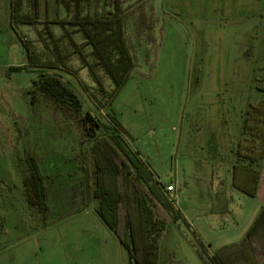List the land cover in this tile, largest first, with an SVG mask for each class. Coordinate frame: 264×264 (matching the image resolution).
Segmentation results:
<instances>
[{
	"label": "rangeland",
	"instance_id": "1",
	"mask_svg": "<svg viewBox=\"0 0 264 264\" xmlns=\"http://www.w3.org/2000/svg\"><path fill=\"white\" fill-rule=\"evenodd\" d=\"M98 1L101 17L120 14L117 41L128 68L118 91L80 27L68 23L66 33L53 24L57 40L48 34L45 21L73 19L74 2L67 10L56 0H0V264H137L92 207L78 211L81 158L91 142L77 114L39 91L46 70L19 69L27 65V41L56 61L93 110L117 117L161 181L177 186L176 207L212 252L242 241L264 202V121L254 118L264 119V0ZM30 18L37 28L25 22ZM246 152L255 160L244 159ZM28 156L49 189L45 218L27 203ZM235 164L263 173L254 194ZM190 239L185 223H169L159 264H204ZM224 259L256 264L243 242L227 246ZM256 262L264 264V255Z\"/></svg>",
	"mask_w": 264,
	"mask_h": 264
},
{
	"label": "trees",
	"instance_id": "2",
	"mask_svg": "<svg viewBox=\"0 0 264 264\" xmlns=\"http://www.w3.org/2000/svg\"><path fill=\"white\" fill-rule=\"evenodd\" d=\"M56 2L67 10L71 2H74L76 10L71 20L66 18L45 21V27L51 39L57 40L51 28L53 24L61 25L66 33L68 23L80 27L87 43L92 45L96 51L99 63L116 80V91H118L126 79L128 68V63L124 60L128 53L127 49L123 43L118 42L122 35L119 34L121 31L119 11L107 12L106 16H110L103 18L98 15L96 9L99 5L98 0H56ZM115 4L118 7L119 0ZM87 6L88 11L84 13V8ZM25 22L35 28L39 23L35 21V18H30ZM38 33L42 34L40 30ZM27 42L24 45L28 56L27 65L19 69L28 70L31 65L46 70L45 72L40 71L36 82L39 91L62 104L70 114H77L85 140L91 142L89 151L81 158L84 205L81 206V210H77L82 211L92 207L103 223L126 247L130 258L134 259L137 264H159V246L166 227L169 223L180 221L188 227L191 233L190 243L204 264H233L224 259V250L227 247L212 252L192 228L182 211L176 207L175 198L167 192V185L155 177L140 151L135 149L131 143L127 129L117 117L109 112L107 118H104L93 110L83 100L76 86L56 71L58 68L56 61L44 60L39 50L31 47ZM73 44L78 45L76 41H73ZM114 44L117 45L116 50L121 55L118 63L114 61L111 51ZM54 45L58 47V43L55 42ZM78 51L85 60L84 54ZM58 55L62 63H66L67 54L58 50ZM88 67L96 82L104 87L92 64ZM83 108H86L85 113H82ZM258 109L259 112L264 111V108L260 106ZM254 118H258L260 122L264 121L258 116ZM246 126L249 127L248 124ZM250 150L254 151L256 148L251 144ZM243 156L244 159L255 160L251 152H246ZM247 165L243 166L254 173V186L248 192L254 194V187L256 188L258 183V171ZM26 167L28 174L23 178L22 184L27 203L31 209L36 210L45 218L50 215V196L45 184V176L42 175L31 156L26 158ZM237 167L238 165L235 164V168ZM241 242L250 247L255 263L258 264L257 254L264 255V204Z\"/></svg>",
	"mask_w": 264,
	"mask_h": 264
},
{
	"label": "crops",
	"instance_id": "3",
	"mask_svg": "<svg viewBox=\"0 0 264 264\" xmlns=\"http://www.w3.org/2000/svg\"><path fill=\"white\" fill-rule=\"evenodd\" d=\"M144 159V158H143ZM145 160V159H144ZM146 162H147V160H145ZM148 164H149V162H147ZM150 166V165H149ZM151 168V167H150ZM234 168H235V165H234ZM236 170H240L241 171V176H240V181L241 182H244V183H246V185L248 184V181H249V184L251 185V187L252 186H254L253 184H254V173H253V171H251L250 169H248V168H246L245 166H243V167H240V169L238 168H235ZM256 169V168H255ZM153 171V170H152ZM154 172V174H155V177L158 179V180H160L161 181V179H160V177L155 173V171H153ZM260 176H261V180H259V178H260ZM262 177H263V173L261 174V171H260V169L258 170V183L259 184H261V182H262ZM220 178V177H219ZM248 180V181H247ZM163 182V181H162ZM258 183H257V186H258ZM166 185H169V184H173V183H171V182H168V183H165ZM259 188H261L260 187V185H259ZM262 190H263V194H262V196H261V199H263V201H264V187L262 188ZM263 204H264V202L262 203V206H263ZM262 206H261V209H262ZM260 209V210H261ZM85 210H87V209H85ZM260 212V211H259ZM259 214V213H258ZM257 214V215H258ZM257 217V216H256ZM254 222V221H253ZM247 233V232H246ZM246 233H245V235H246ZM245 235H244V237H245ZM243 237V238H244ZM242 238V239H243ZM241 239V240H242ZM239 242H241V241H239ZM239 242H236V243H232V244H229V245H225V246H223V247H221L220 249H222V248H225V247H227V246H231V245H235V244H238ZM162 243V242H161ZM161 245V244H160ZM208 246H209V248H210V244H208ZM159 248H160V246H159ZM219 249V250H220ZM218 250V251H219Z\"/></svg>",
	"mask_w": 264,
	"mask_h": 264
},
{
	"label": "built area",
	"instance_id": "4",
	"mask_svg": "<svg viewBox=\"0 0 264 264\" xmlns=\"http://www.w3.org/2000/svg\"><path fill=\"white\" fill-rule=\"evenodd\" d=\"M166 190L167 192L170 194V196H172L173 198L176 197L177 194V186L175 184H169L166 186Z\"/></svg>",
	"mask_w": 264,
	"mask_h": 264
}]
</instances>
